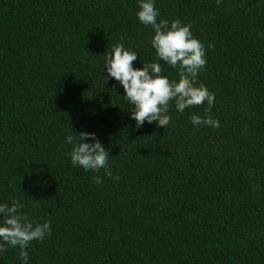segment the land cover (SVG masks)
Masks as SVG:
<instances>
[{"label":"trees","instance_id":"obj_1","mask_svg":"<svg viewBox=\"0 0 264 264\" xmlns=\"http://www.w3.org/2000/svg\"><path fill=\"white\" fill-rule=\"evenodd\" d=\"M155 7L205 45L197 86L215 102L181 114L173 101L166 128H137L122 85L103 79L105 53L123 42L134 69L158 62L179 81L157 60L139 0H0V204L52 222L27 264H264V0ZM80 132L104 145L113 178L73 166L66 136ZM18 252L0 264H23Z\"/></svg>","mask_w":264,"mask_h":264},{"label":"clouds","instance_id":"obj_2","mask_svg":"<svg viewBox=\"0 0 264 264\" xmlns=\"http://www.w3.org/2000/svg\"><path fill=\"white\" fill-rule=\"evenodd\" d=\"M221 0H217L219 5ZM138 20L145 27L154 31L151 45L156 51L157 60L164 61L173 69L178 70L179 81L169 80L162 75L164 69L158 62L146 63L142 68H133V61L138 53L125 48L123 42L114 44L111 52L105 53L104 67L107 75L105 81L114 78L124 91V99L132 106L131 118L140 128L145 121L149 124L158 122V127H167L172 117L168 114L171 106L181 114L186 108L202 106L207 103L206 113H210L215 102V94L210 92L203 83L197 86V77L206 66V47L193 36L191 24H184L180 19L171 22L159 19L160 10L155 7V0H139ZM207 47H214L208 45ZM195 126L218 128L219 121L211 115L201 118L198 115L190 117ZM91 140L92 143L85 142ZM66 143L72 145L70 156L73 166L82 167L85 171L100 173L113 178L109 164V152L96 138L95 133L80 132L66 136ZM119 180V176L114 177ZM97 185L103 183L99 175L93 176ZM34 201H36L34 199ZM34 206H39L38 203ZM25 207L19 200L13 199L11 204H0V253L8 248H19L18 259L27 264L29 253L27 248L33 241L43 242L52 234V222L34 223L21 210Z\"/></svg>","mask_w":264,"mask_h":264},{"label":"bare ground","instance_id":"obj_3","mask_svg":"<svg viewBox=\"0 0 264 264\" xmlns=\"http://www.w3.org/2000/svg\"><path fill=\"white\" fill-rule=\"evenodd\" d=\"M124 152V151H123ZM130 153V152H129ZM125 155V154H124ZM126 155H127V153H126ZM60 172V171H59ZM179 192V191H178ZM60 193H62V192H60ZM183 193V192H182ZM188 194V193H187ZM62 196V195H61ZM185 198V197H184ZM51 200V199H50ZM182 201V200H181ZM180 203V202H179ZM84 205V204H83ZM187 206V205H186ZM78 210V209H77ZM82 211V210H81ZM86 211V210H85ZM87 214V213H86ZM152 214V213H151ZM155 215V214H154ZM153 215V216H154ZM79 216V215H78ZM76 217V216H75ZM88 219V218H87ZM58 222V221H57ZM161 222V221H160ZM57 227V226H56ZM67 230V229H66ZM65 231V230H64ZM68 231V230H67ZM197 233V232H196ZM55 234H56V232H55ZM98 234V233H97ZM188 234V233H187ZM193 235V234H192ZM151 236V235H150ZM183 236V235H182ZM186 236H188V235H186ZM189 237V236H188ZM187 237V238H188ZM193 237V236H192ZM192 237H191V239H192ZM194 238V237H193ZM67 239V238H66ZM183 238H181V240H182ZM186 239V238H185ZM167 240V239H166ZM188 241V240H187ZM171 242V241H170ZM169 242V243H170ZM183 242V241H182ZM174 243H175V241H174ZM171 244V243H170ZM42 245V244H41ZM173 245V244H172ZM178 245V244H177ZM61 247V246H60ZM59 247V248H60ZM176 247V246H175ZM62 248V247H61ZM162 248V247H161ZM16 250V249H15ZM162 251H164L163 249H162ZM177 251V250H176ZM66 253V252H65ZM173 253V252H172ZM56 254V253H55ZM175 254V253H174ZM48 255V254H47ZM169 255V254H168ZM63 256H65V255H63ZM166 256V255H165ZM112 257H113V255H112ZM12 258V257H11ZM167 258V257H166ZM170 258H171V256H170ZM46 259V258H45ZM53 259V258H52ZM113 259H114V257H113ZM165 260V259H164ZM65 261V260H64ZM15 262V261H14ZM47 262V261H46ZM105 262V261H104ZM63 263V262H62ZM83 263V262H82ZM93 264V263H92ZM108 264V263H107Z\"/></svg>","mask_w":264,"mask_h":264}]
</instances>
